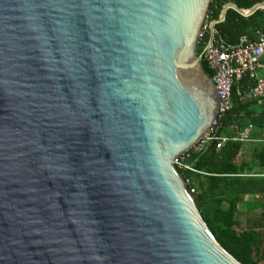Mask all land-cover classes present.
<instances>
[{
	"label": "water",
	"instance_id": "obj_1",
	"mask_svg": "<svg viewBox=\"0 0 264 264\" xmlns=\"http://www.w3.org/2000/svg\"><path fill=\"white\" fill-rule=\"evenodd\" d=\"M211 1L0 0V264H242L174 165L220 108Z\"/></svg>",
	"mask_w": 264,
	"mask_h": 264
},
{
	"label": "trees",
	"instance_id": "obj_2",
	"mask_svg": "<svg viewBox=\"0 0 264 264\" xmlns=\"http://www.w3.org/2000/svg\"><path fill=\"white\" fill-rule=\"evenodd\" d=\"M264 0H212L208 17L217 24L221 36L229 44H236L243 36L257 41L264 35V10L260 9L245 17L234 9L249 12ZM225 13V18H224ZM196 54L202 57L203 49L197 47ZM202 68L207 76L213 77L208 64L202 60ZM256 85L250 74L236 80L232 91L233 110L225 115L218 136L233 135L236 127L242 129L253 125L250 143H227L217 149L211 142L196 152L191 149L184 154L183 163L189 169L176 166L178 173L186 181L189 190H196V204L218 242L242 264H264V205L258 202L264 198V111L258 113V101L249 98ZM250 211L260 213L249 220L246 230L241 232L237 216L241 205L249 204ZM257 200V201H256Z\"/></svg>",
	"mask_w": 264,
	"mask_h": 264
},
{
	"label": "built area",
	"instance_id": "obj_3",
	"mask_svg": "<svg viewBox=\"0 0 264 264\" xmlns=\"http://www.w3.org/2000/svg\"><path fill=\"white\" fill-rule=\"evenodd\" d=\"M262 10H264V3ZM217 24L219 22L211 20L207 14L197 40V47L203 49L202 57L212 71V79L218 87L220 108L209 131L193 148L196 152L211 142H216L217 149L220 150L227 143H249L253 141V125H248L242 129L236 127L233 135L218 136L222 119L233 110L232 91L236 80L247 74L254 77L256 85L251 89L248 96L258 101L259 105H264V35L257 41L248 36H243L238 43L229 44L221 36L216 27ZM260 71L263 72V75L259 73ZM183 155L175 160V167L197 172L183 163V158H181ZM190 193L195 195L196 190L192 189Z\"/></svg>",
	"mask_w": 264,
	"mask_h": 264
},
{
	"label": "rangeland",
	"instance_id": "obj_4",
	"mask_svg": "<svg viewBox=\"0 0 264 264\" xmlns=\"http://www.w3.org/2000/svg\"><path fill=\"white\" fill-rule=\"evenodd\" d=\"M255 109L258 113H261L264 111V107H262V106L255 107ZM246 201L249 202V204L241 205L242 206L241 211L239 212V214L237 216V220L239 221V224H240L239 229H238L239 232L246 230L248 228V225H249V220L254 218L255 216H257L260 213L259 210L250 211L249 209H247V207L248 208L251 207L250 203L255 202V200L253 198H247ZM258 202L262 203L264 205V198H259Z\"/></svg>",
	"mask_w": 264,
	"mask_h": 264
},
{
	"label": "crops",
	"instance_id": "obj_5",
	"mask_svg": "<svg viewBox=\"0 0 264 264\" xmlns=\"http://www.w3.org/2000/svg\"><path fill=\"white\" fill-rule=\"evenodd\" d=\"M259 73H260L261 75H263V72H262V71H260ZM254 132L257 133V131H255V130L253 131V133H254ZM253 133H252V135H253ZM252 142H254V140H253ZM249 143H250V142H249Z\"/></svg>",
	"mask_w": 264,
	"mask_h": 264
}]
</instances>
